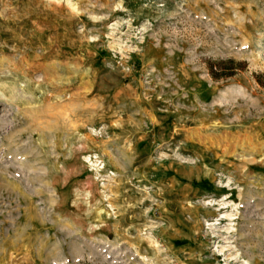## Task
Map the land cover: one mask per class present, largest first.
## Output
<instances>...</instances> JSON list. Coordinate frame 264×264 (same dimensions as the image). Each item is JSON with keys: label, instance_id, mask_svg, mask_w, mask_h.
<instances>
[{"label": "rangeland", "instance_id": "1", "mask_svg": "<svg viewBox=\"0 0 264 264\" xmlns=\"http://www.w3.org/2000/svg\"><path fill=\"white\" fill-rule=\"evenodd\" d=\"M0 93V264H264V0H0Z\"/></svg>", "mask_w": 264, "mask_h": 264}, {"label": "trees", "instance_id": "2", "mask_svg": "<svg viewBox=\"0 0 264 264\" xmlns=\"http://www.w3.org/2000/svg\"><path fill=\"white\" fill-rule=\"evenodd\" d=\"M212 76H213V78L218 80L221 78H229V77H232L233 75H227V73L220 71L219 73H213Z\"/></svg>", "mask_w": 264, "mask_h": 264}, {"label": "bare ground", "instance_id": "3", "mask_svg": "<svg viewBox=\"0 0 264 264\" xmlns=\"http://www.w3.org/2000/svg\"><path fill=\"white\" fill-rule=\"evenodd\" d=\"M0 94H2V93H0ZM2 97H5V95L4 94H2ZM6 98V97H5Z\"/></svg>", "mask_w": 264, "mask_h": 264}]
</instances>
